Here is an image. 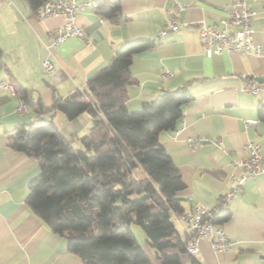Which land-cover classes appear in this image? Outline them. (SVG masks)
Here are the masks:
<instances>
[{
  "label": "crops",
  "instance_id": "crops-1",
  "mask_svg": "<svg viewBox=\"0 0 264 264\" xmlns=\"http://www.w3.org/2000/svg\"><path fill=\"white\" fill-rule=\"evenodd\" d=\"M1 1L0 79L23 84L45 106L52 104L55 94L67 96L87 88L89 78L127 41H157L155 47L133 57L130 71L135 82L128 85L127 106L138 110L162 90L182 85L193 94V100L184 106L179 127L160 134L186 183L179 192L185 209L191 205L190 197L217 206L234 186L229 174L239 171L236 160L246 156L247 140L264 147V118L258 112L260 104L264 105V53L207 56L198 35L202 22H217L228 6L242 0H180L184 4L181 10L175 7L176 0H119L126 19L118 23L94 7L111 0H77L90 1L76 16L86 39L72 36L55 47L51 53L55 69L50 73L42 69L49 32L66 21L65 15L42 19L31 11L27 0ZM245 1L255 11L254 39L264 49V0ZM171 14L179 19V29L159 38L158 30ZM249 80L260 86L257 93L242 89ZM21 101L15 92L0 89V264H84L69 250L66 237L54 232L26 201L39 163L11 147L8 138L18 126L34 122L38 113L31 107L18 112ZM43 116H53L73 145H82L81 137L92 126L89 111L74 119L60 111ZM247 120L258 121L247 124ZM189 138L200 140L191 148ZM225 209L231 212L230 219L215 226L230 235L232 249L215 250L209 239L201 238L198 259L202 264H264V173L245 181ZM172 220L181 236L189 239L191 233L176 212ZM147 251L155 264H162L153 251ZM181 258L183 264H191L188 253Z\"/></svg>",
  "mask_w": 264,
  "mask_h": 264
},
{
  "label": "trees",
  "instance_id": "trees-1",
  "mask_svg": "<svg viewBox=\"0 0 264 264\" xmlns=\"http://www.w3.org/2000/svg\"><path fill=\"white\" fill-rule=\"evenodd\" d=\"M43 1L27 0L33 13ZM94 7L113 22L126 19L119 0ZM156 44L146 38L127 41L89 78L87 88L55 94L50 106L11 80L15 94L38 113L34 122L18 126L8 138L11 147L39 163L26 201L54 232L66 237L69 250L84 264H155L132 224L142 227L162 264H183L181 256L188 253V237L181 236L172 220L173 212L185 210L179 192L186 183L160 134L179 127L184 106L194 96L182 85L162 90L138 110L127 106V88L135 82L133 57ZM52 111L68 119L91 113L92 126L81 137V147L62 134L53 116H43ZM258 112L264 118L263 104ZM225 198L207 216L214 224L231 217L223 207ZM188 254L191 264H202L196 254Z\"/></svg>",
  "mask_w": 264,
  "mask_h": 264
},
{
  "label": "built area",
  "instance_id": "built-area-1",
  "mask_svg": "<svg viewBox=\"0 0 264 264\" xmlns=\"http://www.w3.org/2000/svg\"><path fill=\"white\" fill-rule=\"evenodd\" d=\"M2 1L0 0V6ZM90 1L77 2V0H44L37 9L36 15L39 18L64 14L66 21L50 29V42L47 44L48 54L42 60L44 73H50L55 69V63L51 58V53L65 39L77 36L86 39V33L81 26L76 23L77 13L83 9ZM178 10L184 8L180 0L175 1ZM255 11L251 5L242 0L228 6L226 13L215 23L202 22L198 27V35L201 41L203 52L207 56L214 54L239 53L262 55L264 49L254 39V28L252 26ZM180 21L176 15L171 14L170 20L159 30V38L166 36L169 32L179 29ZM6 88L15 92L14 84L9 79H0V89ZM242 89L257 93L260 86L254 81H247ZM82 90V89H79ZM30 106L21 101L17 106L18 112H25ZM258 120H247V124ZM199 138H189L188 143L194 148ZM247 154L245 157L236 160L239 171H232L229 179L234 181V186L226 194V201L223 207L226 208L230 197L241 188L242 184L249 178H253L264 173V147L261 143L247 140L245 143ZM191 205L182 212H177L178 218L186 225V231L191 233V237L186 241V250L190 254H197L200 251L199 241L207 238L212 247L218 251H229L233 247L230 235L220 226L207 219L213 207L203 202H195L189 198Z\"/></svg>",
  "mask_w": 264,
  "mask_h": 264
},
{
  "label": "rangeland",
  "instance_id": "rangeland-1",
  "mask_svg": "<svg viewBox=\"0 0 264 264\" xmlns=\"http://www.w3.org/2000/svg\"><path fill=\"white\" fill-rule=\"evenodd\" d=\"M75 144H76V145H74L75 147H80V145H81V144H79L77 142ZM132 228H133V231H134L138 241L140 243H142L143 245H147V246H145L146 249L147 250L149 249V251L152 252L153 249L147 244V242H146V234H145L144 230L142 229V227L140 225H138V224H132Z\"/></svg>",
  "mask_w": 264,
  "mask_h": 264
}]
</instances>
